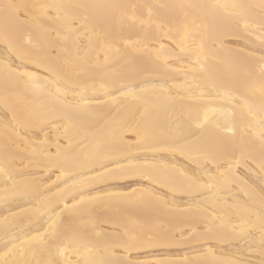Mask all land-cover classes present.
<instances>
[{
    "label": "snow or ice",
    "instance_id": "snow-or-ice-1",
    "mask_svg": "<svg viewBox=\"0 0 264 264\" xmlns=\"http://www.w3.org/2000/svg\"><path fill=\"white\" fill-rule=\"evenodd\" d=\"M0 264H264V0H0Z\"/></svg>",
    "mask_w": 264,
    "mask_h": 264
}]
</instances>
